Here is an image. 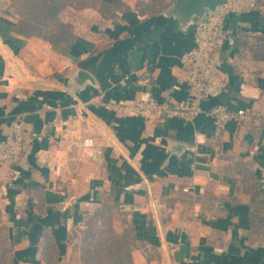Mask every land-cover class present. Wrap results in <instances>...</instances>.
Listing matches in <instances>:
<instances>
[{"label": "crops", "instance_id": "obj_1", "mask_svg": "<svg viewBox=\"0 0 264 264\" xmlns=\"http://www.w3.org/2000/svg\"><path fill=\"white\" fill-rule=\"evenodd\" d=\"M178 1L0 0V141L20 122L32 145L0 172L11 264H62L106 197L129 215L134 264H264V122L218 129L207 114L264 113V0L226 17L223 94L190 122H160L135 105L145 91L190 97L196 25L167 15ZM78 70L96 85L71 82Z\"/></svg>", "mask_w": 264, "mask_h": 264}, {"label": "built area", "instance_id": "obj_2", "mask_svg": "<svg viewBox=\"0 0 264 264\" xmlns=\"http://www.w3.org/2000/svg\"><path fill=\"white\" fill-rule=\"evenodd\" d=\"M258 0H228V4L206 19L196 22L193 50L183 57V67L190 90V97L180 102H159L152 93L143 92L135 105V111L148 119L160 122L180 119L190 122L204 114V102L220 97L225 91L224 73L219 52L225 44V20L229 14H246L255 10ZM215 126L223 129L229 122L242 123L247 120L264 122V113L253 109L230 112L222 106L207 113ZM82 150L93 161H100L104 149L94 137L82 141ZM32 152L31 141L25 136V126L13 124L7 137L0 141V172L6 164L23 166Z\"/></svg>", "mask_w": 264, "mask_h": 264}, {"label": "rangeland", "instance_id": "obj_3", "mask_svg": "<svg viewBox=\"0 0 264 264\" xmlns=\"http://www.w3.org/2000/svg\"><path fill=\"white\" fill-rule=\"evenodd\" d=\"M129 221L113 198L106 197L98 208L85 214L82 226L70 235L62 264H134L136 243ZM5 232L0 223V264H11L12 247Z\"/></svg>", "mask_w": 264, "mask_h": 264}, {"label": "water", "instance_id": "obj_4", "mask_svg": "<svg viewBox=\"0 0 264 264\" xmlns=\"http://www.w3.org/2000/svg\"><path fill=\"white\" fill-rule=\"evenodd\" d=\"M228 4V0H179L173 5L167 15L174 17L183 24L184 27L196 24L200 19H206L208 15L218 12ZM71 82L82 86L88 82L96 85L93 76L85 71L78 70Z\"/></svg>", "mask_w": 264, "mask_h": 264}, {"label": "trees", "instance_id": "obj_5", "mask_svg": "<svg viewBox=\"0 0 264 264\" xmlns=\"http://www.w3.org/2000/svg\"><path fill=\"white\" fill-rule=\"evenodd\" d=\"M0 33L5 36V33H3L2 28L0 27Z\"/></svg>", "mask_w": 264, "mask_h": 264}]
</instances>
